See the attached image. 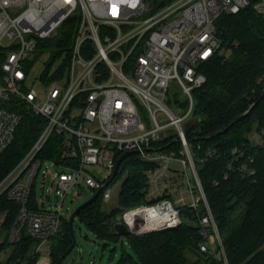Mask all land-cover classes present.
Masks as SVG:
<instances>
[{"label": "built area", "instance_id": "built-area-1", "mask_svg": "<svg viewBox=\"0 0 264 264\" xmlns=\"http://www.w3.org/2000/svg\"><path fill=\"white\" fill-rule=\"evenodd\" d=\"M247 8L264 19V0H0V154L15 141L21 110L45 120L32 149L0 183V196L20 206L10 243H17L25 231L39 241L36 252L42 255L46 250L50 257V239L69 220L64 217V204L71 190L83 186L98 192L118 159L138 151L143 160L160 165L149 171V185L175 179V171L163 162L176 160L190 171L198 197L189 183L192 203L183 207L195 211L204 207L199 218L200 251L229 264L185 130L193 115L194 90L207 82L202 66L217 56L223 44L219 19ZM72 16L76 19L70 21ZM66 22L76 23L69 51L55 60L52 72L45 67L39 79H31L35 54L47 50L41 41L54 37ZM34 81L40 90L34 89ZM173 83L186 97L184 102L173 97ZM169 101L180 110L186 107V112L173 111ZM54 134L64 137L59 163L39 157ZM174 136L181 146L179 153L147 152ZM252 147L264 149V136ZM243 157L240 148L232 150L236 163ZM253 163L250 158L240 167L243 178L256 176ZM88 166L105 168L109 174L100 181L87 172ZM51 171L58 203L33 210L35 180L41 172L46 178ZM111 200L108 189L104 201ZM181 208L164 199L122 211L115 225H124L139 237L174 230L182 225Z\"/></svg>", "mask_w": 264, "mask_h": 264}, {"label": "trees", "instance_id": "trees-1", "mask_svg": "<svg viewBox=\"0 0 264 264\" xmlns=\"http://www.w3.org/2000/svg\"><path fill=\"white\" fill-rule=\"evenodd\" d=\"M75 24L66 22L54 37L41 41L42 46L53 53L47 71L56 66L57 58L69 51ZM217 30L223 44L217 56L202 66L207 82L194 90V110L185 130L186 137L228 263L264 264V149L252 147L250 138L253 131L264 130V19L253 8H247L238 15L221 17ZM222 52L229 53V58ZM255 103L245 119L225 134L217 135ZM21 113L22 121L14 143L0 154V183L29 153L45 127L44 119L25 110ZM206 138L210 139L199 140ZM63 140L62 135H52L39 157L61 162ZM172 143L173 140H164L154 146L167 147ZM235 147L244 152L238 163L232 158ZM180 150L181 146L174 143L165 153ZM250 158L254 159L251 166L256 169L253 179L243 178L239 170L243 164L250 163ZM64 161L65 164L77 163ZM158 166V162L145 161L140 155L128 157L121 163L114 182L95 202L80 211L78 219L99 240L118 243L122 236L126 238L132 254L124 248L119 264H222L199 248L203 241L199 219L203 206L199 211L181 208L182 225L174 230L141 237L129 232L120 235L115 231V221L122 211L170 199L167 195L148 200V172ZM120 181V209L109 211L104 201L105 191ZM30 208L40 210L34 188ZM19 210L18 203L9 201L6 195L0 196V216H5L2 232L6 235L4 240L0 239V264H38L42 256L36 252L39 241L25 231L17 243L9 241ZM72 242L69 222L65 220L62 232L50 239L51 264L58 262Z\"/></svg>", "mask_w": 264, "mask_h": 264}, {"label": "rangeland", "instance_id": "rangeland-1", "mask_svg": "<svg viewBox=\"0 0 264 264\" xmlns=\"http://www.w3.org/2000/svg\"><path fill=\"white\" fill-rule=\"evenodd\" d=\"M222 54L226 55L227 59L230 56L227 52H222ZM52 58L53 53L49 50H45L44 53L38 52L35 54L33 59L31 79H39L44 73V68L48 67V64L52 61ZM33 83H35L33 86L34 89L40 90V84L37 81H34ZM170 90L172 91L173 97L176 98L177 103H181L186 100V97L181 94L180 88H178L174 83L171 85ZM167 104L172 107L173 111H179L181 114H184L187 110L186 107H181L182 110H180L178 107L173 106L172 101L167 102ZM141 115L143 120H145V114L142 111ZM185 123L186 122H184V124ZM171 129L173 130V128ZM263 136L264 130L262 132H257L256 130L253 131V134L250 137L251 143L253 145H257L262 140ZM173 141H177V136H174ZM162 165H168L175 171V179L172 181H165L164 179H161L158 181L157 185L156 183L150 184L148 188V200L159 199L169 195L170 200L173 203H176L178 208L183 207V203L186 205L191 204L192 196L189 190V183L194 191V197H198V188L193 175L189 170L185 171L183 165L176 160H171L168 164L163 162ZM86 170L100 181H103L105 176L109 174L107 169L99 166H88ZM51 174H53V171L48 173L47 177L45 178L41 172L35 180L34 190L36 192V203L40 209L44 208V206L46 208H50L51 206H55L58 203L56 192L54 190L55 188H52L51 186ZM109 190L112 191V200L110 203H106V209L109 211L120 209L119 196L122 190V182L120 181L112 185ZM93 195L94 192L88 188H84L83 186L73 188L68 194L64 204V217L69 219L72 213L79 206L89 200ZM180 199H183V202H178ZM3 221L4 217L0 216V239L2 240H4L6 237L5 233L2 232ZM74 231L77 239L76 250L78 251V255L75 257L74 254L71 253L65 259L63 264H119L124 248L128 250V253L132 254V250L128 247L127 240L124 236L119 239L118 243L99 240L86 228L84 224L81 223L78 217L74 223ZM47 257L48 253L45 250L42 252V256L39 259L40 264L43 262V259Z\"/></svg>", "mask_w": 264, "mask_h": 264}, {"label": "water", "instance_id": "water-1", "mask_svg": "<svg viewBox=\"0 0 264 264\" xmlns=\"http://www.w3.org/2000/svg\"><path fill=\"white\" fill-rule=\"evenodd\" d=\"M76 16H72L69 20H75ZM257 103L253 104L244 114H242L236 121H234L233 123H231L227 128H225L224 130L220 131L219 133H217V135H222L225 134L226 132H228V130L233 127L237 122L245 119L250 112L253 110V108L256 106ZM210 138H206V139H199L201 141L203 140H209ZM174 143H178V141H174L172 144ZM172 144L168 145L167 147L171 146ZM167 147H161L159 149H148L147 152H162L164 151ZM139 154L138 151H132V152H127L125 154H123L117 161L115 169L112 173L111 178L105 183L104 187L99 190L98 192L94 193V195L87 200L85 203H83L81 206H79L70 216L68 222H69V227H70V233L72 235V245L67 249V251L59 258L58 262L56 264H63V262L65 261V259L71 254L73 253L75 257H77L78 255V251L76 250V246H77V239L75 236V231H74V222L76 220V218L78 217V214L80 213V211L82 209H84L85 207H87L88 205L92 204L93 202H95L99 196L101 195V193L103 192V190L105 188H107L108 186H110V184L112 182H114V180L117 178L118 173H119V169L121 166V163L127 159L128 157L132 156V155H137ZM117 221H121V217H117ZM115 231L117 232V234L120 235H125L128 233L127 228L124 225H120V224H116L114 227Z\"/></svg>", "mask_w": 264, "mask_h": 264}, {"label": "crops", "instance_id": "crops-1", "mask_svg": "<svg viewBox=\"0 0 264 264\" xmlns=\"http://www.w3.org/2000/svg\"><path fill=\"white\" fill-rule=\"evenodd\" d=\"M3 217L5 218V216L3 215ZM38 264H40V262H38ZM41 264H51V259L50 257H47L45 259H43V262Z\"/></svg>", "mask_w": 264, "mask_h": 264}]
</instances>
